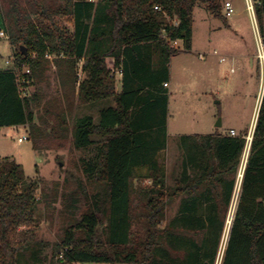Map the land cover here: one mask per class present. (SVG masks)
<instances>
[{
	"label": "trees",
	"instance_id": "trees-1",
	"mask_svg": "<svg viewBox=\"0 0 264 264\" xmlns=\"http://www.w3.org/2000/svg\"><path fill=\"white\" fill-rule=\"evenodd\" d=\"M254 1L264 41V0ZM5 2L0 27L17 49L13 67L0 69V128L27 126L36 151L44 135H68V108L57 113L45 108L54 124L42 117L37 124L34 106L39 98L27 92L29 81L43 75L46 55L65 57L55 60V66L63 91L70 86L78 103L112 102L99 107L97 121L84 115L71 128L75 148L93 153L81 160V166L100 189L79 220L63 229L49 264H216L247 146L240 194L220 264H264V91L249 143L247 129L235 136H181V172L170 187L157 160L167 145L168 93L163 84L169 79V61L191 50L197 4L220 18L224 0ZM60 15L71 17L70 36L57 20ZM167 39L181 40L182 49L170 48ZM76 60H83L85 77L74 94ZM22 67L28 73L20 79L17 70ZM118 68L122 76L115 92L111 75ZM63 97L67 98L66 91ZM138 168L146 169L143 177L134 176ZM140 178L148 179L151 187L142 191L144 205L136 215L131 197L134 180ZM37 190V183L28 181L14 161L0 163V264H21L22 257L26 264L40 261L42 244L35 241L33 227ZM175 199H179L176 213L166 221L165 209Z\"/></svg>",
	"mask_w": 264,
	"mask_h": 264
},
{
	"label": "rangeland",
	"instance_id": "rangeland-1",
	"mask_svg": "<svg viewBox=\"0 0 264 264\" xmlns=\"http://www.w3.org/2000/svg\"><path fill=\"white\" fill-rule=\"evenodd\" d=\"M235 2H238L235 14L225 17L222 13L220 18L210 16L205 6L198 3L193 11L191 50L175 55L169 61L168 139L166 148L157 154V160L164 168L168 187L173 186L181 172V136L215 133L227 135L230 128L235 130V134H239L247 129L246 142H249L247 139L252 134L253 118L259 98L261 99L260 94L264 91V66L261 68L256 59L238 57L242 52L253 53L256 43L244 0ZM5 3V0H0V8ZM59 4L64 5L63 1ZM57 20L63 24L61 27L66 30V35L70 36L73 31L71 17L60 15ZM234 20L236 26L231 24ZM16 49L9 41L0 40V69L13 67L14 64L5 65L4 62L13 60L14 63ZM214 51L218 55H214ZM231 53H235V59L231 58ZM221 56L224 57V62H220ZM62 58L65 57L46 55L44 59L48 63L43 75L38 80L29 81L27 92L29 95L36 93L39 98L34 106L37 124L39 117L44 118L50 125L54 124L53 119H47L44 114L45 108L50 107L56 113L68 108L66 121L69 133L66 138L44 135L39 140L36 151L29 139L27 126L0 128V163L3 160L14 161L21 167L24 177L30 182H36L38 186V204L33 227L35 241L42 245L38 250L40 261L37 264H49L56 246L60 243L63 229L79 220L81 214L88 209L92 195L100 189V185L93 182L94 179L89 181L83 172L81 160L89 159L93 153L75 148L71 137L73 123L84 115H91L97 121L96 109L112 103L105 101L93 106L81 104L69 91L70 86L63 91L55 66V60H64ZM108 61L112 63L111 59ZM82 65L83 60H76L74 94L85 77ZM26 70V67L17 70L20 79ZM111 76L115 80V92H118L120 80L115 71ZM65 91L66 99L63 97ZM218 120L220 126H216ZM23 137L28 140L18 142ZM247 154L248 146L243 152L239 169L243 168ZM241 172L242 169L240 174ZM145 174L146 169L143 168L134 171L136 177H143ZM134 186L131 206L132 213L137 215L144 205L142 191L150 188L151 183L148 179L140 178L134 180ZM239 194L240 180H237L216 264L221 263ZM178 203L179 199H175L168 204L165 209L166 221L175 215ZM133 228L139 229L135 220ZM26 261V257L21 258V264H26Z\"/></svg>",
	"mask_w": 264,
	"mask_h": 264
},
{
	"label": "built area",
	"instance_id": "built-area-1",
	"mask_svg": "<svg viewBox=\"0 0 264 264\" xmlns=\"http://www.w3.org/2000/svg\"><path fill=\"white\" fill-rule=\"evenodd\" d=\"M244 2H245V6H246L245 7L246 11H247L249 18H250V21L252 23L253 32L255 33L254 37H255V43H256V60L261 65L260 67L263 68L262 66H264V41L262 40V38L259 34V30H258L256 18H255V13H254L255 3L252 0H244ZM223 8L225 11L224 15L226 17H230L233 14V9H232L231 4L229 2H224ZM154 9L160 10L158 7H154ZM173 24L177 25V21L176 20L173 21ZM0 40H7V41L9 40V36H8L7 32L2 27H0ZM167 43H168L170 48L182 49V41L181 40L171 41V40L167 39ZM221 61L223 62L224 59L221 58ZM4 63H5V65H11V64H13V60L12 61L6 60ZM25 73L27 74L28 70H26ZM25 73H23V74H25ZM115 74L120 79L122 76V70L120 68L116 69ZM228 134L230 136L236 135L233 130H229ZM250 137H248V139H247L249 142H250ZM25 140H28V139L23 137L22 139H18V142H22ZM247 155H246V157H247ZM245 163H246V160H245ZM244 166H245V164H244ZM244 166H243V168H241L242 171L244 169Z\"/></svg>",
	"mask_w": 264,
	"mask_h": 264
},
{
	"label": "crops",
	"instance_id": "crops-1",
	"mask_svg": "<svg viewBox=\"0 0 264 264\" xmlns=\"http://www.w3.org/2000/svg\"><path fill=\"white\" fill-rule=\"evenodd\" d=\"M254 3H255V1L254 0H252ZM224 2H229L230 4H231V7H232V9H233V14H235V7L237 8V3L238 2H235V0H224ZM245 3V2H244ZM223 4L224 3H222V6H221V16H222V13H223V15H224V8H223ZM245 10H246V8H245ZM232 14V15H233ZM231 15V16H232ZM210 16H212V15H210ZM225 16V15H224ZM230 16V17H231ZM226 17V16H225ZM225 22V24H227V26H230V25H228V23H227V21H224ZM231 24L233 25V26H236V24L237 23H235V20H234V22H231ZM253 30V29H252ZM214 55H218V53L216 52V51H214ZM231 55V58L232 59H235V53H231L230 54ZM239 56L238 57H245V58H252V60L253 59H256V47H255V51L253 52V53H251V52H242V53H239L238 54ZM221 58H223L224 59V57H220L219 58V60H220V62H222L221 61ZM252 60H250V62H252ZM224 61H225V59H224ZM223 61V62H224ZM120 80V79H119ZM163 87L166 89V91H167V93H168V89L170 88V85H169V83L167 82L166 84L164 83L163 84ZM120 90V89H119ZM98 109L99 108H97L96 109V111L98 112ZM168 111H169V97H168V104H167V117H166V135H167V139H168ZM255 120H256V118H255ZM254 123H255V121H254ZM230 130H233L234 132H235V130L233 129V128H230ZM241 174H242V172H241ZM240 175V174H239Z\"/></svg>",
	"mask_w": 264,
	"mask_h": 264
},
{
	"label": "water",
	"instance_id": "water-1",
	"mask_svg": "<svg viewBox=\"0 0 264 264\" xmlns=\"http://www.w3.org/2000/svg\"><path fill=\"white\" fill-rule=\"evenodd\" d=\"M20 50H21V52H22L23 55H26V49H25V47L21 46V47H20ZM261 96H262V95H261ZM260 100H261V99H260ZM259 103H260V102H259ZM257 111H258V110H257ZM254 125H255V123H254ZM216 126H220V120H218ZM253 129H254V126H253ZM252 133H253V130H252ZM251 138H252V134H251V137H250V141H251ZM241 177H242V174H240V183H241Z\"/></svg>",
	"mask_w": 264,
	"mask_h": 264
},
{
	"label": "bare ground",
	"instance_id": "bare-ground-1",
	"mask_svg": "<svg viewBox=\"0 0 264 264\" xmlns=\"http://www.w3.org/2000/svg\"><path fill=\"white\" fill-rule=\"evenodd\" d=\"M260 97H261V94H260ZM259 101H260V98H259ZM259 101H258L257 108H256V112H255V115H254V118H253L254 121H255V118H256V114H257V109H258ZM254 121H253V124H254Z\"/></svg>",
	"mask_w": 264,
	"mask_h": 264
}]
</instances>
